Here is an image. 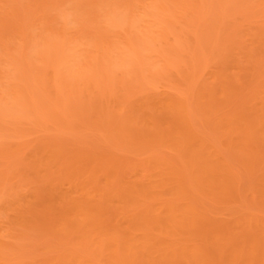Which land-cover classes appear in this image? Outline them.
<instances>
[{"label": "rangeland", "instance_id": "1", "mask_svg": "<svg viewBox=\"0 0 264 264\" xmlns=\"http://www.w3.org/2000/svg\"><path fill=\"white\" fill-rule=\"evenodd\" d=\"M149 263L264 264V0H0V264Z\"/></svg>", "mask_w": 264, "mask_h": 264}, {"label": "bare ground", "instance_id": "2", "mask_svg": "<svg viewBox=\"0 0 264 264\" xmlns=\"http://www.w3.org/2000/svg\"><path fill=\"white\" fill-rule=\"evenodd\" d=\"M151 2H153V1H150V3ZM149 3V2H148ZM147 3V4H148ZM153 4V3H152ZM148 6L149 5H147V8H148ZM151 6V5H150ZM4 99V98H3ZM139 195V194H138ZM160 209H163V208H160ZM140 211V210H139ZM160 213V212H159ZM161 214V213H160ZM141 215H142V213H141ZM146 217H149L148 215L146 216ZM152 217V216H151ZM174 217V216H173ZM144 219V218H143ZM160 219V218H159ZM193 219H194V217H193ZM160 221V220H159ZM170 221V220H169ZM179 221V220H178ZM146 222V221H145ZM169 224V223H168ZM193 224V223H192ZM181 227V226H180ZM164 228V227H163ZM162 228V229H163ZM203 228V227H202ZM189 229V228H188ZM160 230H161V228H160ZM165 230V229H164ZM203 230H205L206 231V229H203ZM203 230H202V232H203ZM211 229H209V231H210ZM208 231V230H207ZM162 232V230L160 231V233ZM165 234H166V232H164ZM167 233H168V231H167ZM208 233H210V232H208ZM162 234V233H161ZM122 249V248H121ZM259 249V248H258ZM207 250V249H206ZM205 251V250H204ZM204 251H201V252H204ZM185 252V251H184ZM192 252V251H191ZM191 255H195V254H191ZM204 255V254H203ZM195 257V256H194ZM194 257H193V259H194ZM195 258H197V257H195ZM192 260V259H191ZM195 260V259H194ZM242 261V260H241ZM150 262V261H149ZM193 262V261H192ZM263 262V261H262ZM222 263V262H221ZM150 264V263H149ZM242 264V263H241Z\"/></svg>", "mask_w": 264, "mask_h": 264}, {"label": "clouds", "instance_id": "3", "mask_svg": "<svg viewBox=\"0 0 264 264\" xmlns=\"http://www.w3.org/2000/svg\"><path fill=\"white\" fill-rule=\"evenodd\" d=\"M36 54H37V52H36V49L35 48H33V49L30 50V55L31 56H35Z\"/></svg>", "mask_w": 264, "mask_h": 264}]
</instances>
